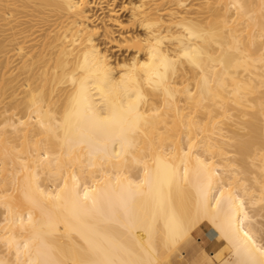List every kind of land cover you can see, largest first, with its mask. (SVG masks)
Wrapping results in <instances>:
<instances>
[{"label": "bare ground", "instance_id": "bare-ground-1", "mask_svg": "<svg viewBox=\"0 0 264 264\" xmlns=\"http://www.w3.org/2000/svg\"><path fill=\"white\" fill-rule=\"evenodd\" d=\"M208 253L264 264V0H0V264Z\"/></svg>", "mask_w": 264, "mask_h": 264}, {"label": "rangeland", "instance_id": "rangeland-1", "mask_svg": "<svg viewBox=\"0 0 264 264\" xmlns=\"http://www.w3.org/2000/svg\"><path fill=\"white\" fill-rule=\"evenodd\" d=\"M194 235L198 239V240H196V243L200 242L201 244H205V248L207 249V251H213V250L220 248L222 246V244H220V243H218V245H216L212 240H208V241L203 240V236H201L199 234H194ZM211 241H212V244L210 247ZM218 242H221V240H218ZM208 258H209V260H211V264H219V261L211 253H208Z\"/></svg>", "mask_w": 264, "mask_h": 264}, {"label": "crops", "instance_id": "crops-1", "mask_svg": "<svg viewBox=\"0 0 264 264\" xmlns=\"http://www.w3.org/2000/svg\"><path fill=\"white\" fill-rule=\"evenodd\" d=\"M188 259H190V258H188ZM186 263L189 264V262H186ZM203 264H211V260H208V261L204 262Z\"/></svg>", "mask_w": 264, "mask_h": 264}]
</instances>
